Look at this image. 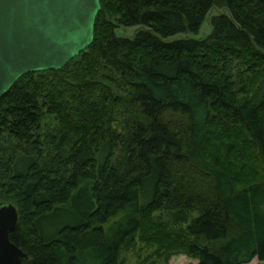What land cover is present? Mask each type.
I'll list each match as a JSON object with an SVG mask.
<instances>
[{"label": "trees", "instance_id": "16d2710c", "mask_svg": "<svg viewBox=\"0 0 264 264\" xmlns=\"http://www.w3.org/2000/svg\"><path fill=\"white\" fill-rule=\"evenodd\" d=\"M98 3L84 51L0 97V142L13 143L0 202L16 209L20 264H123L136 240L162 261L264 264V0ZM214 6L227 14L207 35L174 37Z\"/></svg>", "mask_w": 264, "mask_h": 264}, {"label": "water", "instance_id": "95a60500", "mask_svg": "<svg viewBox=\"0 0 264 264\" xmlns=\"http://www.w3.org/2000/svg\"><path fill=\"white\" fill-rule=\"evenodd\" d=\"M98 9V0H0V97L21 75L57 70L84 50ZM16 218L15 207L0 202V264L27 258L8 238Z\"/></svg>", "mask_w": 264, "mask_h": 264}, {"label": "rangeland", "instance_id": "374dc122", "mask_svg": "<svg viewBox=\"0 0 264 264\" xmlns=\"http://www.w3.org/2000/svg\"><path fill=\"white\" fill-rule=\"evenodd\" d=\"M221 13L227 14V11L221 7H217V6L211 7L205 14L197 33L178 34V35H175L174 37L175 38H178V37L202 38L204 37L205 35L208 34L210 30V24H209L210 17L212 15L221 14ZM133 31H134V27H127L123 29L121 33H124L125 35H130ZM60 121L61 119H58L57 116L55 117L54 114H50L48 116L43 117V120L41 122V129H40L41 133L40 134L43 135L42 140L44 142L52 141L53 139L52 136L55 135L54 131H55L56 126L58 125L60 127L62 125ZM12 144H13L12 141L7 140V139H3V141L0 142V149H1L3 157L4 155L8 154L9 152L8 149L9 147H12ZM169 213L170 212L157 210V211L152 212V217H154L157 221H162L163 223H165L166 226L168 225L167 226L168 228H170L171 226H173V223H172L173 221ZM171 228H172L171 230H175L177 226H173ZM148 248L149 247H146L142 242L136 240L135 246L132 249H130V251L121 252L119 257L123 258V264H141L143 263L144 257L148 258L147 262L149 260L154 259L155 261H157L156 264H162L164 261L166 262L165 264H190V263L195 262L194 259L180 252L170 253L165 260L164 258H162L163 259L162 261L161 259L157 258L154 254H151ZM147 262H145L144 264H148ZM242 264H262V262L259 261L257 258L253 257L249 261L244 262Z\"/></svg>", "mask_w": 264, "mask_h": 264}]
</instances>
